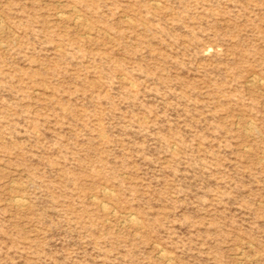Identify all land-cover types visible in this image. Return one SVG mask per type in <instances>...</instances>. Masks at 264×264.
I'll list each match as a JSON object with an SVG mask.
<instances>
[{
    "label": "rangeland",
    "instance_id": "374dc122",
    "mask_svg": "<svg viewBox=\"0 0 264 264\" xmlns=\"http://www.w3.org/2000/svg\"><path fill=\"white\" fill-rule=\"evenodd\" d=\"M0 264H264V0H0Z\"/></svg>",
    "mask_w": 264,
    "mask_h": 264
},
{
    "label": "bare ground",
    "instance_id": "6f19581e",
    "mask_svg": "<svg viewBox=\"0 0 264 264\" xmlns=\"http://www.w3.org/2000/svg\"><path fill=\"white\" fill-rule=\"evenodd\" d=\"M252 130H253V129H252ZM22 199H23V198H22ZM14 200H15V199H14ZM18 200H19V199H18ZM21 201H22V200H21ZM24 202H25V201H24ZM24 204H25V203H24ZM24 204H23V205H24ZM21 206H22V205H21ZM132 218H133V217H131V219H132ZM135 218H136V217H135ZM129 219H130V218H129ZM129 219H128V220H129ZM132 220H133V219H132ZM134 220H135V219H134ZM129 221H130V220H129ZM135 221H136V220H135ZM163 254H164V253H163ZM162 256H163V255H162Z\"/></svg>",
    "mask_w": 264,
    "mask_h": 264
}]
</instances>
